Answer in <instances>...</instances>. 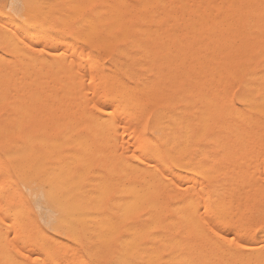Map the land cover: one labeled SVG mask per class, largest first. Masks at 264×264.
I'll return each mask as SVG.
<instances>
[{
    "label": "bare ground",
    "instance_id": "obj_1",
    "mask_svg": "<svg viewBox=\"0 0 264 264\" xmlns=\"http://www.w3.org/2000/svg\"><path fill=\"white\" fill-rule=\"evenodd\" d=\"M87 1H89V0L85 1L86 4H87ZM109 1L110 0H90L89 4H95V5H98V7L94 8V9H91V11H90L91 12L90 13V19L87 21L89 23H88V25L85 24L88 27L87 28L88 31L86 33V38L89 40L88 46L90 47V50H91V51L89 50V52L92 55V62L94 64H96L99 59L102 61V58H103L102 55H100L99 59L97 58L96 61H95V57H96L95 55H97L98 52H103V54L106 53V52H109V53L113 52L114 54L116 53L120 57L118 59L117 58L115 59V57H114V60H112L113 67L114 68H118L122 64H124L126 66V67H124V69L123 68L121 69L120 74L118 76L115 77L112 74V77H114L113 80H115V82L117 81L118 84L116 82V85L115 84L113 85L114 81H112L113 87H111V89H110V87L108 86L110 92H109V95H108V97L106 99V102L104 103V107L106 109H108V112L112 113L113 118H115V116H117V118L119 120H120V118L121 119H123V118L125 119L126 118L125 114L127 112L125 113L124 109H126V110L128 109L127 111L128 112L130 111V113H131L132 111L129 110V109H131L132 107L138 105L137 102H136L137 100H135V98L133 97L134 94H136V95L140 94L142 96H145V98H148V99H150L152 101H156V100L158 101L159 99L163 98V95L159 91L161 85H163V84L165 85V83H168V82H172V83H176L177 85H181V87L178 88L174 93L172 92L173 93L172 95H169L167 97L164 95L166 98L163 99L164 100L163 104L161 103L162 105L155 109V111L153 112L152 118L150 120V123L148 124L149 131H150V137L148 138V140H145L144 143H142V144H145V142L146 143L147 142L148 143L149 142L150 143H154V141H158V149L157 150L159 152V155L161 157H163L164 159H167L169 161V163L164 166L163 171H166V172L170 173L172 176H175L177 179H181L183 182L190 181L191 185H192V187L189 188L187 191H184L183 189H177V188L173 187V184L171 182L165 181L162 176H158L155 171L149 172V171H145L144 169L130 167L129 165H127L125 163V161L128 158H124V156H123V159L120 158V161L122 159V165H121V169H120L121 175H122L120 191H121V193H123V195H121L120 208L123 211L122 212L123 213V218H124V214L126 212V208H127V204H128L127 193L129 191H131V189L125 188L124 187L125 185H139L141 187L143 193H145L151 199V201H152L151 212L152 213L157 212V215H158L157 217H160L161 214L159 215L158 213H160L163 210H169L170 212H172V213L174 212L175 214L177 213L176 216L174 215L175 217H177L178 213L179 214L180 213H182V214L186 213V214H188L187 216H189L191 213H196V210L201 208L203 217L206 216L208 221H214L218 215H225V216L230 217L232 212L235 210V207H236V209H239V207L241 208V206H242V208H241L242 211H243V209H244V211H246V209L243 208V204L246 206L245 203H247L249 201L246 200L244 198V196H243V198H244L243 199L242 196H240L238 194V196L241 197V200H242V202H241L239 197L236 195L238 197V201L240 200L239 203L236 204V205L235 204L233 205L228 200L229 197L230 198L231 197L234 198V195H233L234 190H232L233 187H234V183H235L234 177H238V175L237 176L235 175L233 177V179L231 178L230 174L232 172L229 173V170L233 169V167L232 166H228L227 164L217 165L218 162H219L218 159H217V156L213 157V158L216 157V159L218 161L217 164H215L214 163L215 160H213L212 157L211 158L208 157L206 152H208L207 151L208 149H212L214 147H218L220 149V152H217V153H220L218 155V158H220L221 160H225L226 158H228V156H230L229 153L231 151H229L230 150L229 146L230 145L232 146L233 143H234L233 145H235V143H236V145L238 147L240 145L241 150L244 148V146L247 147L246 146L247 143H245V140L244 139H243V141L241 140L242 138H244V135L245 136H246V134L248 135L249 132L247 130L256 131L255 137L256 136L258 137L257 132H259V131L261 132V130L264 131V75L261 74V70L264 69V64L262 66H259V65L257 66L256 65L257 67H255V65L253 66V65L250 64V67H251L250 70H246L247 69L246 67H245L244 70H241V68H243L244 66L241 67V68L236 67V69L239 68V69L236 70L231 65L233 67V69H231L232 67L230 66L231 67L230 68L228 64H230V62H229L230 61V57L232 58L233 56L231 55L230 57H228V55H225V56L222 55V57L220 56V58H219V55L217 57V54H216V57H214L215 54L210 56V54L212 52H214V46H213V48L210 46V48L213 49L212 52H211V49H210V51L207 50L209 48L210 44L207 43L208 44V46H207L206 42H208V40L213 38L212 39V43H213L214 42L213 40H215L214 37L218 38L219 35L225 34L226 31L227 32H229V31L231 32V36H232V39L234 41L235 39H238L240 37L242 32H244L243 31L244 27L247 26V29H244L245 30V34L243 33L245 35V38L243 36L244 40L240 44V55H241V58L242 59L245 58L243 60V63L247 59L246 57H248V59L250 58L251 61L254 58L252 62H254L255 58H256L255 64H257L259 62L262 63L261 61L264 60V0H218L219 2L216 1L215 3L212 2V0H199V2L197 4V7H199V9H198L199 11L196 9V6H195V10L193 8L194 12L196 10L198 12L196 11L197 12L196 16H195V13H194V17L195 18L192 19V20L187 18V17H189L188 16L189 15L188 12H190V11H188L189 9L187 10V8H189V5H190L189 3L191 2L189 0H173L174 3H173V1L171 3V5L173 4L172 5L173 7L170 8V5H169V9H167L165 7L166 5L163 4V2L165 0H145V1L144 0H142V1L138 0L139 3L136 0V2L138 4H135V7H133V8H132V6H129L126 3V1H128V0H113V1L111 0V2H114V4H111V2H109ZM188 1H189V3H188ZM192 1H194V0H192ZM195 1H197V0H195ZM33 2H35V1H33ZM132 2L133 1L131 0V3ZM31 4L35 5L36 2L35 3L31 2ZM194 4H195V2H194ZM167 6H168V4H167ZM190 6H192V5H190ZM245 7H250L249 9H251V7H254V8L252 10H245L246 9ZM174 8H177L178 10L181 9L182 11L180 10L181 12H178V14H173L174 13V11H173ZM51 9H53V8H51ZM30 10H35V9L30 8ZM73 10L76 11V8H74ZM212 11H215L217 13V15L219 17H221V18H213V16H210V18L212 17V19L209 20L210 18H208V17H209V15H211ZM32 13H33V11H32ZM72 13H73L72 16H75L73 11H72ZM24 14L26 15V12ZM44 14L45 13H43V15ZM130 14L132 15V17H134L135 20L130 22V19H129V22H128L127 17ZM226 14H227V16L225 18H223ZM139 15H141V17H137ZM34 16H35V13H34ZM191 16H193V15L191 14ZM9 17L10 16H8V15H6L4 17L0 16V25H1V28H0V40H4L5 43H8L7 46L9 45L10 48H7L6 46H5V48L7 50L10 49V53L9 54H13L18 59V60L12 59L13 61H11V62H12V64L14 63V60L16 62L17 61L20 62L21 65H20V63H16V62L14 64H15V66L17 64H19V65H17V69L20 68V66H21V68H20L21 72H19L20 69H18L19 71L13 70L15 68H11L12 70H10L9 69L10 68L9 65H12L10 62L7 64L9 67L7 66L8 68H5L7 71L4 70L2 66L1 67H2L3 70L1 69L0 71L3 72L2 76H4V75L7 76L8 75L7 76L8 78L10 77V75L13 76L14 72H17V73L19 72V76H17V80L19 78L21 80V78H22V81L20 82V80L19 81L13 80V79H15V77H14L15 75H14L13 76L14 78L12 79L13 82H9V81H12V80H9V81L7 80V82H6L5 79H7V77L5 78V76H4L2 78L1 77L2 72H0V77L2 78V79L0 78L1 79V81H0V101L1 102L0 103L2 104L5 100H7L6 103L8 104L9 107H13V108H11L12 110L13 109H17L16 113H15V111H12V110H11L10 113H6V112L4 113V111H5L4 110L2 112V114H6L5 116H8L7 114L10 115V114L13 113V114H16V115L12 114V116H17V113H19L20 111L23 110L24 116L28 113V111L30 113V116L32 114L36 113V112L37 113L43 112V113H45L44 115H46V114H48V113H46V111L50 108V107H48L47 110L44 111L45 110L44 106L47 107L46 104H48L47 100L48 101L51 100V103H49V106H51L53 101L56 102L57 99H58V102H56V103L57 104L60 103V104H59L58 107H57V105L55 106L56 110L59 109L61 111V108H62L63 112H65L64 111L65 109H66V111L74 110V109H71V108L70 109L66 108L65 107L66 105H64V107H65L64 108V107H62V105L64 104V102L67 103V105H70L69 104L70 103L69 100H71L74 97H76V95H79V97L81 96V92L80 91L82 89L80 90V86L78 85L79 82L65 81L66 82L65 83V82H62V81H64L63 79L60 78V80H61L60 82H59V79H58L62 74H65V72L68 73L70 71L69 69H71V67L70 68L68 67L69 69L63 68V72H62V68H60V67H62V66L65 67V65L66 66H71L73 63L71 62L72 64H69L70 62L67 61L66 64L64 63V65H61V66L59 64H57V65L60 66V67L59 66L58 67L61 70L59 69L60 72L57 71L58 73H55L56 72L55 70H58V67L55 66V64L57 62H53L52 59H56V58L58 59L59 56H56V55L50 54V53H49L50 56L47 59H46L45 56H43V55H46V56L49 55L48 53L46 54L47 50H49V49H51V50L54 49V52L56 50H59L60 52H65V55L69 56L71 54V52H72V49L65 48L64 44H66L67 40L64 43L63 39H65L66 36H64L65 38H63L62 37L63 35L62 36L60 35L63 39L61 38L62 40H60V37H59L58 40H60V41H57L58 43H56V40H54L55 43L52 42V43H50L51 45H49L48 41H52V38L54 39V37L51 38V36H49L51 40L46 38L47 41L45 42V46H44V43L43 44L40 43L43 46V48L45 49L44 54L42 53V57L43 58L42 59H38L36 57L37 56L39 57L41 55V52H38L39 49L36 50L37 51V56L35 55L36 57H34V52L32 50H31L32 52L24 50L25 48H23V46L21 45L22 43H21V40L18 37V33L9 34V31H12V30H13V32H16V31H19V30H20V32L23 31L22 33L25 32V33L30 34V36H27L24 33L26 38L29 37V39H31L30 37L32 35L34 37V38L32 37L33 40L35 39L36 36L39 37L40 34L41 35L42 34H46L47 35L46 37H48V35H50L51 33H46V31L44 29H38L37 28L40 25V21L45 20V19L42 18V20H38V19H35L34 17H28L27 20L22 24V26H18V25H15L9 19ZM40 17H41V14H40ZM135 17H137V19ZM172 17H175L177 22H178V20H183V23L185 22L183 27H185V29L187 31L190 28L192 29V28L198 27V25H201L200 23H202V22H204V23L208 22V24L210 23V25H208L205 30H202L203 32H202L201 36L199 35L200 36V42L198 43V45L196 44L195 47L192 46L193 49L190 50V44H188V42L190 40L189 41L186 40V37L183 38V40L185 39V41H187V43L183 44V43L179 42L180 39L179 40L177 39L178 34L180 36V30H181L182 27H180L179 25H176V24L172 25L173 24L172 20H171V24H170V19H172ZM65 21L66 20H64V23H65L64 25H66ZM61 22H63V20ZM180 23H182V22H180ZM43 24L44 23H42L41 25H43ZM41 25H40V27H41ZM46 25L48 26V24H46ZM157 25H158V27H160V26L161 27L157 28L156 27ZM47 26H44V28L45 27L47 28ZM60 26H61V28L63 27L62 23H60ZM53 27H54V25H53ZM42 28H43V26H42ZM54 29H56V27H54ZM185 29L183 28V30H185ZM191 29H190V31H192V33H193L194 29L193 30H191ZM201 29H204V27L201 28ZM50 30L51 29H49V31ZM197 31H198V29H197ZM181 32H182V30H181ZM198 32H201V31H198ZM187 33H185V34H187ZM15 34L17 36H15ZM55 34L53 32V35H55ZM194 34H196V32ZM10 35L13 36V37H9ZM24 35H23V37L21 35H19V36H21V38H24ZM41 35H40V37L42 38V36H44V35H42V36ZM182 35H184V33ZM181 36H180V38H182ZM188 36H190V35H188ZM225 36H227V35L225 34ZM14 37H16L17 39L14 38ZM197 38L198 37H196V40L199 41V38L198 39ZM229 39H230V36H229L228 40ZM76 40H78V39H76ZM192 40L194 41V39H192ZM4 41H3V44H4ZM26 41H27V39H26ZM30 41H32V39L28 41L29 44H31ZM81 41H83V40H80V42ZM219 41H217L216 47L220 46V45H223V43L225 44V42H222V43L220 42L219 43ZM38 42H40V41L38 40ZM47 42H48V44H46ZM231 42H232V40L229 41V43H231ZM81 43H83V42H81ZM232 43H231V46H232ZM1 44H2V42L0 43V45ZM32 44H33V41H32ZM52 44H54V45L52 46ZM193 44H191V45H193ZM213 45H215V42H214ZM3 47L0 46V48H1L0 51L1 52H3V50H2ZM196 47H198V48H196ZM39 48H42V47H39ZM194 48L197 49L196 52H195ZM234 48L235 47H233L231 50L234 51ZM26 49L28 50L29 48L26 47ZM31 49H33V48H31ZM217 49H221V47H217ZM203 50H207L208 53L210 52L209 55H208L209 57L204 54L205 51L203 53ZM222 50H223L222 54H225L226 51H228L226 49L225 50L222 49ZM235 50H237V49H235ZM4 51H5V54H8V53H6L5 49H4ZM74 51H76V49ZM130 51H133V55H129L128 52H130ZM217 51L221 52L219 50H217ZM95 52H97V53L95 54ZM235 52L233 53V55L236 54V56L238 57L237 53H235ZM78 54L79 53H77L76 55H78ZM230 54H232V53L230 52ZM13 55H12V57H14ZM98 55H99V53H98ZM51 56H53V58H51ZM253 56H255V57H253ZM86 57L87 58L89 57L88 53H87V55H85V59H86ZM213 57H214L215 60L212 59ZM4 58H6V57H4ZM4 58L1 57V54H0V63H1L2 59H4ZM49 58H51V60ZM216 58H217V60H218V58L219 59L225 58V59H222V60H224L223 62H219V60L217 61ZM242 59L240 60V62L242 61ZM6 60H8V59H4L2 61V63H1V65H3V63L6 62ZM10 60H11V58H10ZM62 60H64V59H62ZM184 60L188 64V67H186L185 70H182V69H180V66H184L186 64V63H184ZM177 61L178 62L180 61V65H178L179 66V71L175 69L177 67L176 66ZM226 61H228V63ZM251 61H249V62H251ZM155 62L156 63H160V65H159L160 67H162V68L165 67V69H166V70L164 69V73L165 74H158L157 73V68L155 67V64H156ZM246 62L244 63L245 65H246ZM234 63L232 62L233 65H234ZM237 63H239V61ZM243 63L242 64L240 63V64L244 65ZM98 64H101V63L98 62ZM124 65H122V66H124ZM252 66H253V69H252ZM132 67L137 68V69L138 68H142V69L148 70L150 72V74L148 75V77L145 80H144V77H145L144 75H142L144 77H141L139 79V82H145L143 85H140V86L132 88L133 85L130 87L128 85H124V84L121 85L120 84L121 81H119V80L122 79V78H126V79H132L133 78V76L135 75L134 73H136V72L133 73L131 71ZM99 68H101V66H99ZM31 69L34 70V71L36 70L35 71L36 74L37 75H41L42 77L39 76L38 77L39 79L37 78L38 80L36 81L37 75L35 74V72L32 73V75H30V73L32 71ZM142 69H140V70H142ZM248 69H249V66H248ZM112 70H114V69H112ZM112 70H111V72H112ZM8 71H9V73H8ZM12 71H14L13 74H11ZM43 71H44L45 74H43ZM47 71H49L50 73H48ZM89 71H91V70H89ZM4 72H6V73H4ZM97 72L101 73V75H102V74H104L105 71L104 72L103 71H97ZM161 72H162V70H161ZM17 73H16V75H17ZM142 73H143V71H142ZM20 74H21V76H20ZM46 74L51 76V77L49 76L50 79L48 77H46L47 76ZM53 74L56 75V77ZM57 74L60 75L58 78H57V76H58ZM28 75H30L31 77L28 76ZM43 75H45V76H43ZM101 75L99 74L97 76V74H96L97 77H100ZM104 75H106L105 77L103 76L104 80L109 79V78H107L108 76H107L106 72H105ZM145 75H146V73H145ZM12 76L10 78H12ZM52 76H54V77H52ZM25 77H30L31 80L29 78H27V79H29L27 81ZM43 77L45 79L41 80V78H43ZM23 78H25V79H23ZM46 78H48L50 81L48 80L46 82ZM53 78H54V80H57V81L53 82L52 81ZM55 78H57V79H55ZM233 78H235L236 81L234 80V82H233L234 84L231 83L232 88L234 87L235 83L240 84V82H242L241 83L242 84V90L240 92V95L243 97L244 103H243L242 106H239V107H229L228 105L231 103V100L229 99V97H227L226 99L223 98V97H220V95H218L219 91L217 92L218 86L220 84H221V86L224 89L223 82L226 83V80H228V79L232 80ZM133 79H135V78H133ZM43 80H45V81L41 82ZM99 80H100V78H99ZM110 80H111V78H110ZM110 80H107L109 84L111 82ZM107 81H104V84L106 83V85H105L106 87L108 85ZM238 81H240V82H238ZM236 86H237V84H236ZM58 87H60V88H58ZM20 88L22 90H24V93H22L23 91H21ZM226 88H228V87H226ZM60 89H62L64 91H62ZM169 90H168V92H169ZM60 92H64V94L60 93ZM223 92L225 93L224 90H223ZM58 93L64 96V97L62 96V98L64 99V100H62V102L64 101L63 104H61L62 103L61 102V96H59ZM21 94H22V96H21ZM69 97H71V98L69 99ZM10 99H12V100L13 99L17 100L18 99L19 102L22 100V101H24V106H28V107H25L26 108L25 109L23 107V105H22V107L17 108L18 104H20L18 102V100L17 101L15 100L17 102L16 106H12V105L10 106V104L8 103V102H11ZM66 99H68V100L66 101ZM223 99H225V101H223V102H225V106H224L225 108H224V110L220 109V111H218L219 103ZM14 100L11 103V104H13V102H14L13 105H15V101ZM35 100H37L36 102L39 101V103H40V100H42L41 104L39 106L42 109L40 108L41 109V110H39L40 112L36 111V112H33L31 114L32 108H34V110H37V107L39 105L38 103L33 102ZM43 100H44V102H43ZM59 100H60V102H59ZM76 100H77V98L74 101H76ZM26 101L28 102L27 104H26ZM30 101L33 102L34 105H32V103ZM140 101L141 100H139V102ZM160 101H162V100H160ZM160 101H158V103ZM77 102L78 101H76V105H75V103L73 105L78 110L79 107L78 108L76 107L77 106ZM79 102H80V100H79ZM21 103H23V102H21ZM43 103H45V105H43ZM3 104H5V103H3ZM155 104H157V103L155 102ZM238 104H239V101H238ZM54 105H55V103H54ZM88 105H90V104H88ZM5 106L7 107L6 104H5ZM19 106H21V104ZM43 107H44V109H43ZM55 107L51 106V108L47 112H51L50 110H53ZM68 107H72V105H70ZM84 107H86V104H85ZM22 108L27 110L26 114L24 112L25 110L22 109ZM89 108H90V106H89ZM0 109L3 110L2 108H0ZM59 110H57V113L58 112L62 113V111L60 112ZM86 110H88V111L90 110V112H91V110H93V109L92 108L88 109V106H87ZM74 111H73V113L78 112V111H75V112ZM140 111L144 112L143 109L142 110L139 109V111H136V113L140 112ZM54 112H56V111H52V115L54 114ZM82 112L84 113L83 110H82ZM108 112L104 113V115H108ZM20 113L18 114V116H20ZM66 113H68V112H66ZM73 113H70V114H73ZM87 114L89 115L88 112H87ZM62 115H63V113H62ZM140 115L141 114H139V116ZM28 116H29V114H28ZM32 116H34V115H32ZM20 117H22V116H20ZM128 117H129V115H128ZM133 117H134V115H133ZM221 119H232V122L229 123L228 122L229 120L226 121L228 123L221 122ZM133 120H135V119H133ZM136 121H138V120H136ZM138 122H136V123L139 124ZM215 122L218 125L217 126L218 129H217V131L215 130V132H213V131H211V129H213L212 125ZM104 123H105L106 128L109 131H111V132L112 131H116L109 123H107V122H104ZM122 127H123V125H122ZM124 131H125V128H123V133H124ZM252 134L254 135V133H252ZM262 134L264 136V133H262ZM255 137H254L253 141L260 140L261 138L263 140V137L261 135L258 138L257 137L255 138ZM153 138H154V140H153ZM249 141H250V139H249ZM256 141H255V143H252V144L256 145V144H259L260 142L262 143L261 140H260V142H258V141L256 142ZM248 143L250 144L251 142H248ZM259 145H262V144H259ZM259 145H257V146L251 145V146H253V148L256 147V149H257V147ZM263 147H261V148H263ZM197 149H199L198 153L196 151ZM214 149H216V148H214ZM247 149H249V148H247ZM233 150H234V148L232 149V152H233ZM258 150H259V148H258ZM242 151H241V154H240L239 149H238L237 153H239V154H237V155H242ZM251 151H253V149ZM254 151H255V149H254ZM261 151H262V149H261ZM211 152H212V150H211ZM246 152H244V153H246ZM208 153H210V152H208ZM259 153H260V151H259ZM235 155H236V152H235ZM253 155H255V154H253ZM248 156H249V154H248ZM248 156L244 155V160L243 161H245L246 157L248 158ZM259 156H260V154L258 156H256V158L259 157ZM184 157H187V160H184L182 166L177 167L175 161L176 160H183ZM173 158H175V159H173ZM230 158H231V156H230ZM249 158H251V157H249ZM253 158H255V157H253ZM253 158H252V160H253ZM239 159H241V156L238 157V160ZM260 159H258V160L260 161ZM193 160H195V165H203V170H211L212 173L216 177L226 173L225 172L226 169L224 168L225 166H227V168L231 167L228 170V172L226 173V174H228V173L229 174L228 175L225 174L228 177L230 175V177L225 179L224 181H221V180H219V178H217L216 181L213 182V184H209V182L207 180H204L203 177H198V179H200V183H199V180L196 181L193 178V176H196L195 173L189 171L190 167H195V165L192 164ZM253 161L250 162V159H249V161H247V162L245 161V162L246 163L250 162L249 164H251V165L253 164V166H254V164H257L256 167H258L259 161L256 160V162H258V163H255V161L254 162ZM231 162H233V161L231 160ZM231 162L229 161V163H231ZM235 162H236V160H235ZM245 162H242L244 164L241 165V166H243V167L247 166L248 169H249L251 167V165L248 166V164H245ZM232 164H234V162ZM236 165L239 166V164H237V163H236ZM233 166H235V165H233ZM237 166H235V167H237ZM241 166H239V167H241ZM256 167H254V168L256 169ZM144 168H147V165H145ZM244 169L245 168H243V171H244ZM250 169H252V167ZM173 170H175L176 173ZM233 171H235V170L233 169ZM253 171H254L255 174L252 172V170H251V172H247L248 174H251V175H245L242 172L241 174L245 175V178L246 177H248V178L245 179L243 177V180H242V179H240L242 177V175L240 174L241 176H239V180L243 181L241 183H247L246 180H250L251 181L252 178L250 176L256 175V173H257V170L256 171L253 170ZM244 179H245V182H244ZM255 181L256 180L254 178L253 182L255 183ZM197 182L199 183V186H198L199 188H197L198 191L196 190V188H194L195 186H197V184H196ZM256 182H258V181H256ZM235 186H237V184ZM238 186H239V189H240V185H238ZM255 186H257V184ZM242 187H243V185H242ZM245 187H247V189H248L249 186L246 185ZM245 187L243 189H245ZM234 188L236 189L237 187H234ZM193 189H194V191H193ZM247 189H245V191ZM237 190H238V188L235 190V194H237L239 192V191L236 192ZM250 190L252 191L253 188H251ZM240 191H242V189ZM166 192H170L174 196V198H172L173 200L171 201L172 203L169 206H167L165 204L166 201L164 202L163 197L161 198V194H164V193L166 194ZM243 192H241V193H243ZM246 192H245V196L247 195L246 197H251V195L248 196L249 193L248 192L246 193ZM255 192L257 193V191H255ZM260 192H262V191H260ZM62 195H64V194L62 193ZM252 195H253V193H252ZM260 195H259V197H260ZM236 196H235V198H236ZM262 196L264 197V195H262ZM253 197H252V199H254V202L258 201V200H255V199H257L256 197H254V198ZM64 198H67V195H64V197L62 199H64ZM168 199H169V197H168ZM169 200H171V198ZM260 201H261V199H260ZM62 203H64V202H62ZM240 203H243V204L241 205ZM254 204L255 203H253V205ZM257 204H259V203H257ZM261 204H262V202H261ZM263 204H264V201H263ZM249 206H250V203H249ZM254 206H256V205H254ZM205 208L208 210L207 212H204ZM258 208H259V205H258ZM260 208L262 209V207H260ZM236 211L238 212V210H236ZM248 211H249V209H248ZM170 212H169V214H170ZM199 212L201 214V211H199ZM152 213H151V215H152ZM164 213H166V212H164ZM182 214H180V215L182 216ZM149 215H147V217H149ZM154 216L156 217V213H154L152 215V219H150V217H149L150 220H147V221H149L147 225L153 224V221L152 222H150V221L155 218ZM162 216H163V213H162ZM174 216H173V218H175ZM181 216L178 215L179 218ZM187 216L184 215V217H182L183 220H185L186 223H188V222L191 223L190 222L191 220H189V217H191V216H189V217H187ZM243 216H245V215H243ZM178 217L176 219H179ZM185 217H187V219H184ZM231 217H232V215H231ZM120 218L122 219V217H120ZM161 218H158V221H161V223H162V219ZM194 218L192 219V221H194ZM141 219H143V218H141ZM144 219H145V217H144ZM170 219L168 220V217H167V219H165V220L169 224H171V223L173 224V222H175L174 225L178 224L177 222L179 220L176 222V220L174 221L172 219V217ZM202 220H204V219H202ZM233 220H235V219L233 218ZM155 221L157 223V219ZM166 221H164V223H166L168 225V223ZM181 221H182V219H181ZM204 221H206V220H204ZM185 222H184V224H186ZM140 223L142 225V222H140ZM145 223H146V221H145ZM192 223L193 224H197L196 219ZM166 224H165V226H166ZM179 224H181V223L179 222ZM199 224H200V222H199ZM205 224L207 225L206 222H205ZM191 225H189V226L192 228L193 225L192 226ZM200 225L202 226V224H200ZM160 226L163 227L164 224L162 223V225H160ZM147 228L149 229V227H147ZM147 228L146 229L144 228L145 232H146ZM193 228H197V226L193 227ZM198 228H200V226ZM125 229H128V230L131 231V229H133V227L131 229H129V227H124V230ZM140 229H141V226H140ZM172 229H173V227H172ZM204 230L207 233V229H204ZM39 231L40 232H38L34 236L33 240H35V238L39 239L45 234V233L42 232V230H39ZM130 231H128V232H130ZM200 231L204 232L203 230H200ZM140 232H141V230H140ZM140 232H138V234ZM206 233H205L204 236L208 235V237H209V234L208 233L206 234ZM131 234L133 235L135 233L132 232ZM141 234L140 235L143 236L144 232L141 233ZM128 235L130 236V233ZM154 235H156V234H154ZM154 235H152V236H154ZM162 235H163V233L161 234V236ZM126 236H127V234H126ZM47 237H48V235H47ZM163 237L165 238V236H163ZM151 238H153V237H151ZM213 238L214 237H212V239ZM126 239H128V236H127ZM146 239H148L147 240L148 242H149V240L151 241V239H149L147 237H146ZM171 239H172V236H171ZM182 239H184V238H182ZM208 239L210 240V238H208ZM33 240H32V244H33ZM132 240H133V237H132ZM132 240H129V241H132ZM162 240H164V239H162ZM193 240H195V239H193ZM207 240L204 241V242H206L205 244H207ZM215 240H216V237H215ZM215 240L214 241L212 240L211 242H214L213 244L218 245L219 241L216 240V242H218V243H216ZM129 241L127 240L128 246H125L126 242L122 241V243L124 244V245L122 244L123 248L127 247V250H128L129 246L130 245L132 246V243H134V242L131 243ZM174 241L177 242V238ZM174 241L171 240V243L174 242ZM178 241H179V239H178ZM44 242H45V240H44ZM139 242H138V244H139ZM158 242H160V241L158 240ZM221 242L219 243L220 246L222 245ZM117 243H119V242H117ZM183 244H184V242H183ZM185 244H186V242H185ZM185 244H184V246H185ZM140 245H142V244H140ZM146 245H148V244H146ZM211 245H209V246L212 247ZM29 246H30V244H29ZM149 246L150 245H148V251L147 252L146 251L143 252L145 250V248H144L142 253H141L140 250L142 249L143 246L142 247L140 246L139 248H141V249L139 250L140 251L139 253L140 254H143V253L147 254V258L148 257L149 258L153 257V254H155L154 252H156L157 249L155 250V249H153V248H151ZM160 246L161 245H159V247ZM178 246H179V244H178ZM187 246H188V244H187ZM187 246H185V248ZM224 246L227 247V245H224ZM134 247L132 246V248H134ZM145 247H147V246H145ZM226 247H224V249L225 250L227 249L226 250L227 252L225 251L224 253H221L220 255L218 254V257L220 256L219 258L223 259L224 257L225 258L226 257L227 258L228 257L229 258L236 257L238 260H240V263H241L242 260L244 261L250 255L249 252H247V253L242 252L241 253L239 250H237V252L239 251L238 252L239 254L236 253V252H235L236 254H233L231 251L228 250V249H230L229 246L227 248ZM120 248H121V246H120ZM149 248L151 250L152 249L153 250L151 251ZM207 248L209 249V247H207ZM222 248H221V250L223 252ZM197 249H196V252L199 251V248H197ZM127 250H126V252H127ZM210 250H211V248H210ZM218 250H220V249H218ZM233 250L235 251L236 249L233 248ZM40 251H43L42 245H41ZM128 252L126 254L130 253V252L129 253ZM131 252H133V250H131ZM148 252H150V253H148ZM199 252H198V254H199ZM204 252L206 253L207 251H204ZM204 252H200V253L202 254ZM257 252H259V251H256V253ZM121 253H125V252L121 250ZM205 253L203 254L204 257H205ZM256 253H255V255H256ZM126 254H124V255L122 254V256H126ZM140 254H139V256H141ZM157 254H159V253L157 252ZM201 254H200V256H202ZM213 254H215V253H213ZM251 254H252V251H251ZM258 254L259 253H257L256 256H258ZM260 254H259V256H260ZM129 255H128V257H129ZM206 255L208 256L209 254H206ZM139 256H138V259L142 258V256L140 258H139ZM170 256L172 257V255H170ZM207 256L205 258L209 259ZM210 256H212L211 253H210ZM251 256H254V255L252 254ZM134 257H135L134 255H133V258L131 256L132 259H134ZM183 258L184 257H182V259ZM213 258L215 260V257H213ZM250 258H253V257H250ZM258 258H260V257H257V259ZM207 259H205V260H207ZM217 259H216V261H217ZM124 260H123V264H125ZM169 260H171V259H168V261ZM172 260H174V258ZM175 260H176V258H175ZM185 260L186 259H184L183 261L185 262ZM200 260L201 259H199V261ZM231 260H233V259H231ZM255 260H256V258H255ZM261 260H263V257H261ZM125 261H128V260H125ZM170 262H172V261H169V263ZM188 262H187V264H188ZM206 262L204 261L205 264H206ZM224 262H225V260L223 261V263ZM226 262H229V261H226ZM259 262L260 261H258L257 263H259ZM235 263L236 262H233V264H235ZM257 263L255 262V264H257ZM262 263H263V261H262ZM218 264H220V263L218 262ZM246 264H248V263L246 262Z\"/></svg>",
    "mask_w": 264,
    "mask_h": 264
},
{
    "label": "rangeland",
    "instance_id": "obj_2",
    "mask_svg": "<svg viewBox=\"0 0 264 264\" xmlns=\"http://www.w3.org/2000/svg\"><path fill=\"white\" fill-rule=\"evenodd\" d=\"M33 1H35L37 5L36 4L35 5L31 4V2L35 3ZM85 1L86 0H0V16L1 17H4L6 15L10 16L9 19L15 25H18V26H22V24L27 20L25 18H28V17H34L35 19H38V20H42V18L45 19V20L40 21V25L42 23H44V24L41 25V27L39 25L37 28L38 29H44L46 31V33H51V34L48 35V37H46L47 36L46 34H42L44 36H42L40 34L42 36V38L39 35V37L36 36L37 38L35 37L34 40H33L34 37L31 35L30 38L32 39L33 44H32V41H30L31 42L30 45H32V46L31 47H27V48H29L28 50L26 49V47L24 46L23 43L21 44L23 46V48H25L24 49L25 51H31L32 50L34 52V57H36L37 56V51L36 50L40 49L39 47L43 48V46L41 45L43 43H44V46H45V42L47 41L46 38L51 40L49 36H51V38L54 37V39L52 38V41H48L49 45H51L50 43H52V42L55 43L54 40H56V43H58L57 41H60L63 38H65L64 35L61 34L62 32H60L59 28L57 29L56 25H58V24L60 25V23H62V25L64 26V24H65L64 20H66L65 21L66 24L72 23L76 19V15L75 14H76V11H77V9H76V11L73 10L74 8H76L74 6L83 5V4L84 5H88L90 3L89 2L90 0L87 1V4L85 3ZM132 1H133L132 3H131V0L130 1L129 0L126 1V3L129 6H132V8L135 7V4L139 3L138 0H137L138 3L136 2V0H132ZM139 1H142V0H139ZM172 1L173 0H167V1L165 0L163 2V4L166 5L165 7L167 9H169V5H170V8H172L173 7L172 6L173 4L171 5ZM189 1H191V2L189 3ZM189 1H188V3L190 5H192L193 7L189 5V8H187V10L189 9L188 11H190V12H188L189 13V15H188L189 17H187V18L192 20V19L195 18L194 17V13H195V16H196L197 12L199 11L198 10L199 7H197V4H198L199 0H197V1L189 0ZM216 1L219 2L218 0H212V2H214V3ZM109 2H111V0ZM194 2H195V4H194ZM5 3H7L9 5L15 4V5H18L19 7L17 9H15L12 13H9L7 11V9L3 7V5ZM166 3L168 4V6H167ZM173 3H174V1H173ZM111 4H114V2H111ZM195 6H196V9L198 10V11L196 10L197 12L193 11V8L195 10ZM30 8H33L35 10H30ZM51 8H53V9H51ZM177 8L173 9V11H174L173 14H178V12L182 11L181 9H180L181 10L180 11V10H178L179 8L178 9ZM245 8H246L245 10H252L254 7H251V9H249L250 7H245ZM32 11H33V13H32ZM72 11L74 12L75 16H72V14H73ZM90 11L91 10H89V12H88V16L89 17H90V13H91ZM25 12H26V15L24 14ZM34 13H35V16H34ZM43 13H45V14L43 15ZM40 14H41V17H40ZM191 14L193 16H191ZM227 14L223 18H225L227 16ZM210 16H213V18H221V17H219L217 15V13L215 11H212L211 15H209L208 18H210ZM137 17H141V15H139ZM137 17H135V18L137 19ZM174 18L175 17H172V19H170V24H171V20H172V23H173L172 25L176 24V25H179L180 27H182L181 28L182 32L180 30V36L184 33V35L181 36L182 38H180V36L178 34L177 39L178 40L180 39L179 42L184 44V43H187V41H185V39L183 40V38L186 37V40H188V41L190 40L188 42V44H190V50H192L193 47H195L196 44L198 45V43L200 42V36H201V34L203 32L202 30H205L207 28V26L210 25V23L208 24V22L207 23L202 22V23H200L201 25H198V27L192 28V29L190 28L191 30L194 29L193 33H192V31H190V29H188V31H187L185 29V27H183V25L185 23V22L183 23V20H178V22H177L176 18L175 19ZM127 19H128V22H129V19H130V22L135 20L134 17H132L131 14L128 15ZM211 19H212V17L209 20H211ZM62 20H63V22H61ZM180 22H182L183 24L180 23ZM45 23L48 24V26ZM88 23L89 22H87V21L84 22L83 26L88 28L86 26V25H88ZM53 25H54V27H56L57 30L54 29ZM42 26H43V28H42ZM44 26H47V28L45 27L46 28L45 29ZM156 27L160 28L161 26L158 27V25H157ZM203 27H204V29H201ZM0 28H1V25H0ZM183 28L185 30H183ZM49 29H51V30L49 31ZM197 29H198V31H201V32H198ZM244 29H247V26H245ZM244 29H243L244 32H242V34L239 37L240 39L238 38V39H235L234 41L232 39L230 31H229L230 33L226 31L225 34L227 36H225V34H223V35H219L218 38L214 37V39L216 40V41L213 40L215 42V45H213L214 42L212 43V39L213 38L208 40V42H206V44L208 43L210 45H209V48L207 47L208 49L207 48L206 49L210 51V49H211L210 46L212 48L214 46V52H212L213 49H211V52L213 54L211 53L210 56L215 54L214 57H216V54H217V57L219 55V58H220V56L222 57V55L223 56L228 55V57H230L232 55L233 59L230 57V61H229L230 64H228V65H229V67L232 65L235 69H236V67L241 68V67L244 66L243 68H241V70H244L245 67L247 68L246 70H250V68H251L250 64L253 65V66L255 65V67H257L258 65L262 66L264 64V60L261 61L262 63L259 62V63L255 64L256 58H255V61L252 62L254 58L251 61L250 58H249L250 59L249 60L248 57H246L248 59V60L247 59L245 60V62L247 61L246 65L244 64L245 62L243 63V60L245 58L244 59L241 58V55H240V44L242 43V41L245 38V35H244L245 34V30ZM22 32H20V30L16 31V32H13V30H12V31H9V34L18 33V37H19L20 40L24 39L26 41V39H27V42L29 40H31V39H29V37H27V38L25 37V35L30 36V34L24 32L25 33V35H24V33H22ZM53 32H54V34L55 33L56 34L53 35ZM195 32H196V34H194ZM185 33H187L190 36H188ZM19 35H21L22 37L24 35V38H21V36H19ZM60 35L61 36L63 35L62 36L63 38ZM228 35L230 36L229 40H228V38H229ZM15 36H17V35L15 34ZM195 36L199 38V41L196 40ZM243 36H244V38H243ZM9 37H13V36L10 35ZM59 37H60V40H58ZM190 37L192 39H194V41ZM14 38H16V37H14ZM38 40L40 42H38ZM78 40H72L69 37H66L65 39H63L64 43L66 41V44H64L65 48L72 49V52H76V54L79 53V51L77 52L78 48L79 49H85L86 48L87 52H85V54L83 55L84 58L81 57L80 54H78V55H76V60H73L71 54L69 56L66 55L67 56V61L70 62L69 64H72V63L73 64L71 66H66L65 65V67H63V66L60 67L61 65H64V63L66 64V62H64L65 60H62L63 58L59 57L60 59L59 58L58 59L57 58L56 59H52L53 62H57L56 64L54 63L56 67H58L60 65L59 67L62 68V72H63V68L69 69L71 67V69H69L70 71L68 73H66V72H65V74L61 73L63 75V76L61 75L62 77L57 74L58 75L57 78L60 76L58 78L59 82L61 81L60 80V78H61V79L64 80L62 82H65V81L74 82L75 81V82H79L80 83V84L78 83V85L80 86V90L82 89L80 91L81 92V96L79 97V95H76V97H74V98L72 97L73 99L69 100V102H70L69 104L72 105V107H68L70 105H67V103H65L64 101H63L64 102V104H63V102H62V100H64L62 98L63 95L58 93L59 96H61V102H62L61 104H63L62 107H64V105H66L65 106L66 108H69V109L71 108V109L75 110L76 108L74 107L73 104L75 103V105H76V101H78L76 107L77 108L79 107V109L75 110V111H78V112H75L74 110L66 111V109L64 110L65 112H63V110L61 108V111H62L63 115H62V113H59V112L57 113V110H59V109L56 110L55 106L57 105V107H58L59 104H60V103H58V104L56 103V102H58V99H57L56 102L53 101L52 105L50 104L52 107H55L54 108L55 110L53 108H52L53 110H50L51 112H47L51 108V106H49V103H51V100L50 101L47 100L48 104H46L47 107L44 106L45 107L44 111H46L48 107H50V108L46 111V113H48V114L44 115L45 113L39 111V110L42 109L41 107H39L42 100H40V103H39V101L36 102L37 100H35L33 102L38 103L39 104L38 105L39 108L37 107V110H34V108H32V112L31 111L30 112L32 114L33 112L39 111L41 114L36 112V113L32 114L34 116H32V115L30 116L29 111L27 113V110H25L26 109L25 107H28V106H24V101L21 100L19 102V100L17 99L18 102L21 104V106H19L20 104H18L17 108L22 107V105H23V107L25 109L24 108H22V109H24L25 110L24 111L25 114L26 113L27 114L24 116V113H23V110H22V111H20L22 114L19 112L20 116H22V117L18 116L19 113H17V116H12L13 113L10 114V115L7 114L8 116H5L6 114H2V112L5 110L4 113L5 112L6 113H10L11 110H12L11 108H13V107H9L8 106V104L6 103L7 100H5L6 102L2 101L3 103H5L7 105V107L5 106V104H3V103L1 104L0 103V108H2V109L4 107L6 108V109L4 108L3 110L0 109V111H1L0 112L1 113L0 114V202H3L6 198L15 197L16 204H17V207L19 209V216H20V219L22 221V226L26 227L31 232L33 239H34V236L38 232H40L39 230H42V232L45 233L41 237L42 239L41 238H39V239L35 238V240L32 239L33 240V244H32V241H31L30 242V246H29V250L30 251H35L37 253H40V252H42V251H40L41 245H42V247H44V245L47 243V244H51L53 246V250L54 251L60 252V258H63V252H62V249H61L60 241H67V240H69L71 238L73 240H76V239L86 240L88 242L93 243L95 245L97 253H98L99 264H123V260L124 259L128 260V261L133 260L132 259L133 255L135 256L134 259H136V260H141V259L144 260L145 259L144 261H148L151 258H153L154 256H156L157 252L160 254V256L165 257L167 259V261H168V259H171V260H169V261H172V262H170L171 264H176V263L177 264H187L188 261H189L188 264H196V263L197 264H205L204 261L205 262L209 261L208 263L206 262V264H218V262L220 264H224L226 261H229V262H226L225 264H230L232 261L236 262L235 264H239L240 260H238L236 257H231V258H229V257L225 258L224 257L225 259L224 258L223 259L219 258L220 256L218 257V254L220 255L221 253H224L227 250V249L226 250L224 249V247H226V246L223 245V242L219 241V243L221 242L222 245H223V246L222 245L220 246V244L218 242H216L217 239L215 240V237L212 239L213 236H211V233H209L208 230H207V233L209 234V237H208V235L204 236L205 233H206L204 229H207V225L205 224V222L207 223V221H204L205 219H204V217L202 215V209L201 208H200L201 210L199 209V211H201V214L199 212V216L196 213H191V214L189 213L190 214L189 216H191V217L187 216L188 214H186V213H183V214L180 213V214H182V216L178 213V215L181 216L180 218L182 219L183 222L178 217V215H177V217L179 219H176L177 217H175V216H176L177 213L175 214L173 212L174 213L173 214L169 210H163L160 213H158L159 215L161 214L160 217H157L158 216L157 212H154V213H156V217L154 216L155 218L150 221V222L153 221V224L147 225L148 222H149L147 220L152 219V215L154 214V213L150 212V215L152 213L151 216L149 214H147V215H149L150 219L146 215V216H144L145 219L143 217V219H138V220H133L132 221L133 225L131 226V228L133 227V229H131L129 227V229H131V231L133 233H135V234L132 235L131 234L132 232L130 230H128V229H125L126 231L124 230V227H127V226L123 222L124 221L123 213H122L123 211L120 208L121 195L115 196L113 198V201H112L111 204H108L107 202H104L103 204L101 203V196L103 195L101 184H100L101 179L106 180L113 187V189L115 191L121 192L120 191V185H121V180H122L121 177H122V175H121L120 169H121V165H122V159H123V156H124V158H129V157L127 155H122L124 153V148L121 147L120 145H117L116 138H115V131H112V132L109 131L106 128L104 122L97 121V120L93 119L90 115L87 114V112L90 113V110L88 111L86 109H87V106H88V109L92 108L91 105L93 103L97 104L98 106L99 105H103L104 106V103L106 102V99H107V97L109 95V92H110L109 87L111 89V87H113L114 84L116 85V82H117V81L115 82V80H113L114 77H112V74L115 77L118 76L120 74L121 69L122 68L124 69V67H126V66L124 64H122L124 66L120 65L118 68H114L113 67L112 60H114V57H115V59L116 58L117 59L120 58L116 53L114 54L113 52H110V53L106 52V53L103 54V52H98L99 53V55H98V53L95 52V54L97 53V55L94 54L96 56V57L94 56L95 57V61H96L97 58L99 59L100 55L103 56L102 61L99 59L97 61V63H96V65L98 64V62L101 63V64H98L99 66H101V68L98 67V71H103V72L105 71L107 76H108L107 78H109V79L105 78L106 80H104V77L106 76V75H104L105 72L102 75H101V73L97 72V76L100 74L102 77L101 76L100 77L96 76L95 82L93 84L87 85L85 83H82V78H81L82 70L84 69V65L86 63H88V58L86 57V59H85V55H87V53H88V55L90 54V52H89L90 47L88 46V44H85L83 41H81V42H83V43H81L80 40H82V39H78ZM230 40H232V42H233V43L231 42L232 46H231V43H229ZM3 41L4 40H0V43L2 42V44H3ZM217 41H219V43L220 42L221 43L225 42V44L223 43V45L217 46V47H221V49H217V47H216ZM48 42L46 44H48ZM2 44L0 46L1 47L4 46L2 48L4 53L0 51L1 57H3V58L4 57H8L7 58L8 60H6V62L4 61L5 62V63H3V65L5 66L4 67L3 65H1V63L6 58L2 59V61L0 63V70L2 69V67H3L4 70H6L5 68H8L10 66V68H9L10 70H12L11 68H15L13 70L19 71L18 69H20L21 66H20V68L17 69V65H19V64H17L16 66L14 64L16 62L15 60H18L17 57H15L13 54H9L10 53V49L7 50L5 48V46L7 48H10L9 45L7 46L8 43H5V41H4V44L3 45ZM191 44H193V45H191ZM208 44H207V46H208ZM53 45L54 44H52V46ZM233 47H235L234 51L231 50ZM31 48H34L35 50H33ZM196 48H198V47H196ZM196 48H194L195 52L197 51ZM215 48L217 50L221 51V52H218ZM4 49L6 50V53H8V54H5ZM73 49L74 50L76 49V51H74ZM222 49L228 50V51H226L227 54L226 53L222 54L223 53ZM235 49H237V50H235ZM207 50H203V53L205 51L204 54L206 56H208L209 53H210V52L208 53ZM38 52H40V51H38ZM52 52L54 53V49L52 50ZM230 52L232 54H230ZM234 52L237 53L238 57L236 56V54L233 55ZM47 53L49 54L50 52L47 50L46 54ZM128 53H129V55H133V51H130ZM43 54H44V52H43ZM12 55L14 57H12ZM40 56L39 57L37 56L36 58L42 59L43 58L42 57V53H41ZM43 56H45L46 59H47L50 56V54L48 56H46V55H43ZM9 57L11 58V60H10ZM214 57L212 59H214ZM253 57H255V56H253ZM51 58H53V56H51ZM51 58H49V59L51 60ZM219 58H218L219 62H223L224 60H222V59H225V58H221V59H219ZM12 59H15L13 64L11 62V61H13ZM241 59H242V61L240 62ZM216 60H217V58H216ZM238 61H239V63H237ZM249 61H251V62H249ZM9 62L12 65L8 66L7 64ZM226 62L228 63V61H226ZM232 62L233 63L235 62L234 63L235 66L232 64ZM16 63H20V62L17 61ZM184 63H186L185 60H184ZM240 63L241 64L243 63L244 65H241ZM57 64H59V65H57ZM20 65H21V63H20ZM159 65H160V63H156L155 64V67L157 68V73L158 74H165L164 73L165 67L162 68ZM178 65H180V61L179 62L177 61V64H176L177 67L175 68L176 70L179 71V66ZM248 66H249V69H248ZM253 66H252V69H253ZM59 67H58V70H55L56 71L55 73L60 72L59 71V69H60ZM186 67H188L187 63L184 66H180V69L185 70ZM233 67L231 69H233ZM239 68H237V69H239ZM112 69H114V70H112ZM140 69H142V68H138L137 69V68L132 67L131 71L133 73L134 72L137 73V74L134 73L135 75L133 74L134 75L133 78H135V79H133V78L132 79L122 78V79L119 80V81H121V83L120 82L119 83L121 85L124 84V85H128L130 87L133 85L132 88L140 86V85H143L145 82H139V79L141 77L145 76L144 77V80H145L148 77V75L150 74V72L148 70H144V69L140 70ZM111 70H112V72H111ZM161 70H162V72H161ZM32 71H31L30 75H32V73H34L36 70L35 71L32 70ZM44 71H43V74H45ZM142 71H143V73H142ZM0 72H2V71H0ZM13 72L14 71H12L11 74H13ZM19 72H21V69H20ZM19 72L18 73L14 72L15 76L14 75L13 76L15 77V79H13L14 77L12 75H10V74H9L10 77L12 76V78L9 77L10 79L7 77L8 75L7 76L4 75L5 78L7 77V79H5L6 82H7V80L9 81V80H12V79L15 80V81H19L20 78L17 80V76H19ZM47 72L50 73L49 71H47ZM90 72L91 71H89L88 79H93V76H92V74ZM4 73H6V72H4ZM8 73H9V71H8ZM16 73H17V75H16ZM145 73H146V75H145ZM35 74H36V72H35ZM2 75H3V72L1 74V77L3 78L4 76H2ZM30 75H28V76H30ZM142 75H144V76H142ZM20 76H21V74H20ZM39 76L42 77L41 75H37L36 81L39 79L38 78ZM43 76H45V75H43ZM49 76L50 75H47L46 77L49 78ZM54 76L56 77V75H54ZM54 76H52V77H54ZM30 77H25V78L28 81L30 79ZM25 78H23V79H25ZM27 78H29V79H27ZM48 78H46V82L50 79V78L49 79ZM57 78H55V79H57ZM99 78H100V80H99ZM110 78H111V80H110ZM1 79H0V81H1ZM42 79H45V78L43 77V78H41V80ZM102 79L104 81H107V80L111 81V82L109 81L110 84L107 81V83H108L107 87L109 86L108 88L105 86L106 83L104 84V81ZM13 80L9 81V82H13ZM234 80H235V78H233L232 80L231 79L226 80V83L223 82L224 89L221 86V84L218 86L217 92L219 91L218 95H220V97H223L225 99L227 97H229V99L232 100V93L235 92L237 88H240L242 90V84H241L242 82H240V81H238V82H240L241 85L238 84V83H235L234 87L232 88L231 83H233ZM21 81H22V78H21L20 82ZM44 81L45 80H43L41 82H44ZM52 81L54 82V81H57V80H54V78H53ZM112 81H114L113 85H112ZM117 84H118V82H117ZM236 84H237V86H236ZM163 85H161L160 90H159L160 93L163 95V98L158 100V101L162 100L159 103H158L157 100L156 101H152V100H150L148 98H145V96H142L140 94H137V95L134 94L133 97L135 98V100H137L136 102H137L138 105H136V106L132 107L131 109H129V110L132 111L131 113H130V111L129 112L127 111L128 109L126 110V109L123 108L125 113L126 112L127 113L125 114V117H126L125 119L124 118L123 119L120 118V121H122V123L119 125V130H120V133H121V145L123 144V128H125V125L131 126V127L132 126L133 127H138L141 131H143L145 124L148 125L150 123L151 119H149V117L152 118V115H153V112L155 111V109L163 104V102H164L163 99H165L169 95H172L178 88L181 87V85H177L176 83H172V82L165 83L166 86L165 85L163 86ZM226 87H228V88H226ZM58 88H60V87H58ZM60 90H62V89H60ZM168 90H169V92H168ZM223 90L225 91V93L223 92ZM21 91H23L22 93H24V90L21 89ZM62 91H64V90H62ZM60 93L64 94V92H60ZM21 96H22V94H21ZM70 98L71 97H69V99ZM76 98H77V100L74 101ZM78 99L80 100V102H79ZM225 99H223L219 103L218 111H220V109L224 110L225 102H223V101H225ZM10 100H11V102H8L10 104V106L11 105L12 106H16L17 105V102H16L17 100L16 99H15L16 101L13 99L15 101V105H13L14 102H13V104H11L13 100L12 99H10ZM67 100L68 99H66V101ZM139 100H141V101L139 102ZM21 102H23V103H21ZM33 102H31L32 105H34ZM43 102H44V100H43ZM59 102H60V100H59ZM155 102L157 104H155ZM27 103L28 102L26 101V104ZM54 103H55V105H54ZM85 104H86V107H84ZM88 104H90V105H88ZM43 105H45V103H43ZM89 106H90V108H89ZM44 107H43V109H44ZM139 109L140 110L143 109V111L145 113L141 112V111L136 113V111H139ZM82 110L84 111V113L82 112ZM12 111H15V113H16L17 109H13ZM52 111H56V112H54L55 115L54 114L52 115ZM73 111L75 113H73ZM92 111L93 110H91V112ZM66 112H68V113H66ZM70 113H73V114H70ZM28 114H29V116H28ZM127 114L129 115V117L132 120L128 117ZM139 114H141V115L139 116ZM13 115H16V114H13ZM133 115H134V117H133ZM115 118L118 119L117 116H115ZM133 119H135V120H133ZM136 120H138L139 122L136 121ZM226 121H228L230 123V122H232V119H221V122H226ZM136 122H138L139 124H137ZM228 122H226V123H228ZM122 125H123V127H122ZM217 126L218 125L215 122L212 125L213 129H211V131H213V132H215V130L217 131V129H218ZM247 131L249 132V133L247 132L248 135L246 134L247 137L244 135V138L241 139L242 141H243V139L245 140V143H247L246 144L247 147L244 146V148H243L244 150L242 149L243 150L242 151L239 144H238L239 147L236 145V143H235V145H233L234 143L232 144V146L230 145L231 147L229 146V149H230L229 151H231V152L229 154H230L231 158H230V156H228V158H226L225 160H221L220 158H218V155L220 154V153H217V152H220V149L218 147H214L216 149H214V148L208 149L207 151L210 152V153L206 152L208 157H210V158L212 157V159L215 160L214 161L215 164H217V162L219 161L217 165L227 164L228 166H232L233 167V169L235 171H233V169H230L231 167L227 168V166H225V167L223 166L226 169L225 170L226 173L230 169L229 173L232 172L230 174L232 179H233V177L235 175L236 176L238 175V177H234V181H235L234 187H237L238 190L236 192H238V191L239 192L237 194H235V190L237 188L235 189L233 187L232 190H234V193H233L234 198L233 197H231V198L229 197L228 200L233 205L234 204L236 205L241 200L240 196H242V198L244 196V198L246 200H248L249 202L245 203L246 206L243 203H240L241 205L243 204V208H245L246 211H244V209L242 211V209H241L242 206H241V208L239 207V209H236V207H235V210L231 214L232 217L230 215V217L232 219L234 218L235 221H237V222H240L241 220H243V219H245L247 217L259 216L262 212H264V204H263L264 197L262 196V195H264V147H263L264 146V141H263L264 140V136L262 134V133H264V131L261 130V132L260 131L257 132L258 137H260V135L263 137V140H262V138L260 139L262 141V143L260 142V140H257L258 142H260L259 144H262V145L252 144V143H255V141H256V140L253 141L254 137L256 135V131H250V130H247ZM251 132L254 133V135ZM149 137H150V131H149V127H148V132H147L146 137H142L139 142L142 144V143H144L145 140H148ZM249 139H250V141H249ZM246 140L248 142H251V143L249 144ZM145 144H150V142L149 143L145 142ZM251 145H253V146L259 145V146L256 149V147L253 148V146H251ZM261 147H263V148H261ZM233 148H234V150L232 152ZM237 148L239 149L240 154H241V151H242V155H237V154H239V153H237V151H238ZM247 148H249V149H247ZM258 148H259V150H258ZM252 149H253V151L255 149V151L258 154L255 151H254L255 153L253 151H251ZM261 149H262V151H261ZM211 150H212V152H211ZM259 151H260V153H259ZM235 152H236V155H235ZM244 152H246L247 154L244 153ZM252 153L255 154L256 156H258L260 154V156L256 158V156L253 155ZM243 154L245 156L246 155L248 156V154H249L248 158L246 157V159H245L246 162L249 161V159H250V162H252L254 160L255 163H258V162H256V160L259 161L258 159L261 158L259 163H258V167H256L257 164H254V166H253V164L252 165L249 164L250 162L246 163L245 161H243L244 160V155ZM214 156H217L218 161H217L216 157L213 158ZM240 156H241V159L238 160V157H240ZM249 157H251V158H249ZM253 157H255L256 159L253 158ZM120 158H122L121 161H120ZM252 158H253V160H252ZM231 160L234 162V164H232L233 162H231ZM235 160H236V162H235ZM229 161L231 163H229ZM242 162H245V164H248V166L251 165L252 169H250L251 168L250 167L249 168L250 170H249L247 166L246 167L245 166L244 167L241 166V165L244 164ZM236 163L239 164V166H241V167L237 166ZM233 165H235L237 167H235ZM254 167H256V169ZM243 168H245L244 169L245 172L243 171ZM251 170H252L253 173H254L253 170H255V171L257 170L256 175H252L250 177L252 178L253 181H254V178H255V180L258 181V182L255 181V183H254L252 180L251 181L250 180H246L247 183H241L243 181L239 180V176L242 175V177L240 179L243 180V177L245 178V175H251V174L247 173V172H251ZM173 171L176 173L175 170H173ZM242 172L245 175L241 174ZM225 174H222V175L218 176L217 178H219V180H221V181H224L225 179L230 177V175L228 177V176H226L228 174H226V175ZM193 178L196 181L199 180V183H200V179H198V177L193 176ZM247 178L248 177H246L245 179H247ZM245 179H244V182H245ZM199 183L197 182L196 183L197 186L194 187V188H196V190H197V188H199L198 187ZM236 184H237V186H235ZM256 184H257V186H255ZM238 185H240V189H239ZM242 185H243V187H242ZM246 185L249 186L248 187L249 190L247 189V187H245ZM244 187H245V189H247L246 191L249 193L248 196L251 195V197H246L247 195L245 196V192L246 191H245V189H243ZM251 188H253L252 191L250 190ZM241 189H242V191H240ZM193 191H194V189H193ZM255 191H257V193ZM260 191H262V192H260ZM241 192H243V193H241ZM62 193L64 195H67V198L62 199L64 197V195H62ZM252 193H253V195H252ZM238 194L240 196H238ZM236 195L239 197V199H240L239 201H238V197ZM259 195H260V197H259ZM235 196H236L237 199L235 198ZM253 196L256 197L257 199H255V200H258V201L254 202V199H252ZM162 197L164 199V202L166 201L165 204L167 206H169L172 203L171 202L173 200L172 198H174V196L170 192H166V194L165 193L161 194V198ZM168 197H169V199L171 198V200H169ZM260 199H261V201H260ZM62 202H64V203H62ZM241 202H242V200H241ZM252 202L255 203L254 205H256V206H254ZM261 202H262V204H261ZM249 203H250V206H249ZM257 203H259V204H257ZM258 205H259V208H258ZM260 207H262V209ZM248 209H249V211H248ZM236 210H238V212ZM164 212H166V213H164ZM169 212H170V214H169ZM162 213H163V216H162ZM184 215L189 217V220H191L190 221L191 223H189V222L186 223L185 220H183L182 217H184ZM243 215H245V216H243ZM173 216L175 218H173ZM120 217H122V219ZM167 217H168V220L171 217H172V219L174 221L176 220V222L179 220L177 222L178 224L174 225L175 222H173V224L172 223L169 224L165 220V219H167ZM187 217H185L184 219H187ZM158 218L162 219V223L164 224L163 227L160 226V225H162V223H161V221H158ZM193 218H194V221L196 219V222L200 226V228H198L199 226L197 224H193L192 223V222H194V221H192ZM156 219H157V223L155 221ZM202 219H204V220H202ZM163 220L166 221L168 223V225L166 223H164ZM145 221H146V223H145ZM140 222H142V225H141ZM179 222L181 224H179ZM184 222L186 224H184ZM199 222H200V224H202L203 227L199 224ZM165 224H166V226H165ZM191 224L193 225V227L197 226V228H193V227L191 228L189 226ZM140 226H141V229H140ZM146 226L149 227V229ZM172 227H173V229H172ZM175 227L176 228L178 227V228L176 229ZM144 228L145 229L147 228L146 232H145ZM53 229H55L54 232L52 231ZM127 230L130 231V232H128ZM140 230H141V232H140ZM200 230H203L204 232H202ZM142 231L144 232L143 236H141L142 235L141 233H143ZM50 232H51L52 236L58 237V240L51 239L50 236H49ZM138 232H140V233L138 234ZM125 233L127 234L128 239H126L127 236H126ZM129 233H130V236L128 235ZM162 233H163V235L161 236ZM146 234H150L151 237L154 238V239L150 238L152 242L150 240H149V242L147 241L148 239H146V237H147ZM154 234H156V235H154ZM47 235H48V237H47ZM152 235H154V236H152ZM163 236H165V238ZM171 236H172V239H171ZM3 237H4V231H3L2 227H0V262H3V264H8V262L11 259V256L9 255L10 246L3 239ZM132 237H133L134 241L132 240ZM176 238H177V242L174 241V240H176ZM182 238H184V239H182ZM208 238H210V240ZM162 239H164L165 241L162 240ZM178 239H179V241H178ZM193 239H195V240H193ZM44 240H45V242H44ZM127 240L128 241L132 240V241H129V242H131V243L134 242L136 245L134 243H132V246L133 247L135 246V247L132 248V246L129 244L130 246H129V249L127 250V247H125V246H128ZM158 240L160 242H158ZM171 240L174 241V242L171 243ZM206 240H207V244L208 245L205 244L206 242H204ZM212 240L213 241L215 240V242L218 243V245L213 244L214 242H211ZM122 241L126 242L125 243L126 245L124 246L125 248H123L124 244L122 243ZM182 241L184 242V244L186 242L185 246H187V244H188V246L186 248H185V246H184ZM117 242H119V243H117ZM138 242H139V244H138ZM140 244H142V245H140ZM146 244L150 245L149 247H151V248H153L155 250L157 249L156 252H154L155 254H153V257H151V258H149V257L147 258V254H145V253L140 254L139 253L142 256V258H140L141 256H139V254H138V256L140 258V259H138V256L136 255L137 250H140L141 248H139V247L143 246L142 249L140 250L141 253L144 250V248H145V250L143 252H145V251L147 252L148 251V245H146ZM178 244H179V246H178ZM159 245H161V246L159 247ZM209 245H211L212 247H210ZM120 246H121L122 249L120 248ZM145 246H147V247H145ZM207 247H209V249ZM197 248H199V251L202 249L200 252L207 251L208 253L207 252L206 253L204 252V253H205V257L207 256L206 254H209L207 256L209 259H207V258H205L203 256L204 253L201 254L199 251L196 252ZM210 248H211V250H210ZM221 248L223 249V252H222ZM218 249H220L221 251L218 250ZM230 249H228V250L231 251L233 254H236V253H238L240 251L239 250L237 252V249L235 251L233 250V248L231 250ZM121 250L124 251L125 253H121ZM126 250H127V252L128 251L130 252V253L128 252L130 255L126 254L127 253ZM131 250H133V252H131ZM256 251H258V250H256ZM256 251H252V254L254 256H251L252 255L251 251H249V253H250L249 256L253 257V258H250L248 256V258L245 259L244 261L242 260L240 264H246V262L248 264H255V262L257 263L258 261H260V262L257 263V264H264V254H262V253L260 254V252H257V253L260 254V256H259V254H258V256H256L257 255ZM198 252H199V254H198ZM209 252L211 253L212 256H210ZM148 253H150V252H148ZM213 253H215V254H213ZM255 253H256V255H255ZM122 254L123 255L126 254V256H122ZM159 254H157V255H159ZM200 254L202 256H200ZM128 255H129V257H128ZM170 255H172V257ZM131 256H132V258H131ZM182 257H184V258L182 259ZM213 257H215V260H214ZM257 257H260V258L257 259ZM261 257H263V260H261ZM173 258H174V260H172ZM175 258H176V260H175ZM255 258H256V260H255ZM184 259H186L185 262L183 261ZM199 259H201V260L199 261ZM205 259H207V260H205ZM216 259H217V261H216ZM231 259H233V260H231ZM125 260H124V263L127 264L128 261H125ZM224 260H225V262L223 263ZM262 261H263V263H262ZM233 262L231 264H233ZM29 264H30V262H29Z\"/></svg>",
    "mask_w": 264,
    "mask_h": 264
},
{
    "label": "snow or ice",
    "instance_id": "obj_3",
    "mask_svg": "<svg viewBox=\"0 0 264 264\" xmlns=\"http://www.w3.org/2000/svg\"><path fill=\"white\" fill-rule=\"evenodd\" d=\"M3 7L6 8L9 13H12L19 6L5 3ZM74 7L77 9L75 14L76 19L72 23L64 25L62 28L60 25H56V27L59 28L64 36L69 37L72 40L82 39L85 44H88L89 40L86 38L88 29L83 25L84 22L90 19L88 16L89 10L98 7V5L88 4ZM21 43H23L25 47H31V45L25 40H21ZM33 50L35 49L33 48ZM39 51L43 53L45 49L40 48ZM48 51L50 54L59 56L67 62L65 52L56 50L53 53L51 49ZM77 51H79V54L83 57L85 52H87V49L78 48ZM71 55L72 59L76 60V52H72ZM7 58L8 57H6V59ZM98 67V65L92 62V55L89 54L88 63L84 65V69L82 70V83L87 85L93 84L95 82ZM89 70H91L93 79H88ZM261 74L264 75V69L261 70ZM240 92L241 89L237 88L236 91L232 93V100L228 105L229 107H239L243 105L244 101ZM91 107L93 111L90 112L89 115L93 119L107 122L116 130V143L124 148L123 155L129 157L125 161L127 165L132 168H140L149 172L155 171L158 176H162L165 181L171 182L173 187L177 189L187 191L192 187L190 181L183 182L181 179H177L170 173L163 171L164 166L168 164L169 161L159 155L157 150L158 141H154V143L150 144H141L139 142L142 137H146L147 135V124H145L143 131L138 127L125 125L123 144L121 145L119 125L122 121L113 118L112 113L108 112V109L103 105L98 106L93 103ZM106 112H108V115H104ZM149 119L151 118L149 117ZM196 151L198 153L199 149ZM184 160H187V157H184L183 160H176V166H182ZM192 164L195 165V160L192 161ZM145 165H147V168H144ZM189 171L194 172L196 177H203V179L207 180L209 184H213L217 179L211 170H203V165L190 167ZM100 184L103 192V195L101 196L102 204L104 202L111 204L115 196L123 195V193L115 191L104 179H101ZM124 187L131 189V191L127 193L128 204L124 214L125 225L131 227L133 220L141 219L146 214H150L152 201L145 193H143L139 185H125ZM207 211L208 210L205 208L204 212ZM196 214L199 215V209L196 210ZM204 219L207 221L208 232L211 233L213 237H216L218 241H222L224 245L229 246V248H234L245 253L258 250L260 253L264 254V212L259 216L247 217L240 222L225 215H218L214 221H208L206 216ZM0 227H2L4 231L3 239L10 246L9 255L11 256V259L8 264H29V262L30 264H99L95 245L86 240H73L70 238L67 241H60L63 258H60V252L53 250L51 244H45L43 251L40 253L30 251L29 244L33 237L31 232L26 227L22 226L15 197L6 198L3 202H0ZM52 231L54 232L55 229ZM146 235L147 238H151L150 234ZM49 236L53 240H58V237L52 236L51 232L49 233ZM138 254L139 250H137L136 255ZM0 264H3V262H0ZM127 264H169V262L165 257L156 255L148 261L133 259L128 261Z\"/></svg>",
    "mask_w": 264,
    "mask_h": 264
}]
</instances>
